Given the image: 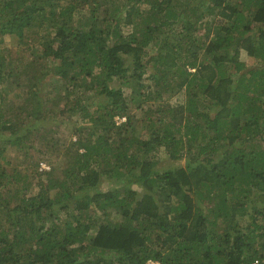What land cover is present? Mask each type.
<instances>
[{"label": "trees", "instance_id": "16d2710c", "mask_svg": "<svg viewBox=\"0 0 264 264\" xmlns=\"http://www.w3.org/2000/svg\"><path fill=\"white\" fill-rule=\"evenodd\" d=\"M148 260L264 264V0H0V264Z\"/></svg>", "mask_w": 264, "mask_h": 264}, {"label": "rangeland", "instance_id": "374dc122", "mask_svg": "<svg viewBox=\"0 0 264 264\" xmlns=\"http://www.w3.org/2000/svg\"><path fill=\"white\" fill-rule=\"evenodd\" d=\"M37 37H38V35L35 32V30H26L24 32V43L31 44V42L34 41ZM16 39L17 38L14 35L6 37V42L9 44V46H8L9 50H7V52H9L11 54L10 58H12V59L20 58L21 59L19 64H20L21 69H22V68H24L22 66L28 63V59L27 58H28V55H29V51H28V49H25L26 51H24V52L19 51V45L16 46V43H17ZM236 58L238 60L246 61L248 66H250L252 64V62H253V60L251 58H249L248 56H246V53L244 51H242V50H238ZM48 70H49L50 73L47 74V77L44 79L43 84L47 83L45 85L46 90L52 92L51 101H53L55 103V105H57L59 107H62L63 104L65 103V98H66V95L64 94V89H63L62 85L52 84V83L48 82V78H50V75L53 72L51 66L48 67ZM31 73L32 72L30 70L27 73L23 74L21 76L22 77V81L25 79L26 76L28 77L29 75H31ZM36 74H39V69H37ZM23 84H25V81L23 82ZM9 116H11V115H8L7 117H9ZM23 116H24V114L20 115L21 118ZM57 120H65V119L64 118L63 119H56L55 121H52V126H51L52 127L51 128L52 131L51 132H56L60 136V138L65 139L68 136V131H67L66 127H64V122H60V121L58 122L59 126H58V129H57V126L55 125ZM26 121H27V124H31L30 122H33L32 119H29V120H26ZM42 123L45 124V122H42ZM54 135L56 136L55 133H54ZM67 143H69L68 139H66V144ZM38 146L42 148L41 145H38ZM61 154H62V150H61ZM32 156L27 157L26 159H23L22 157H19V156H16L15 158L18 157V163L22 164L24 167H31L32 170H30L29 172H31V171L34 172V170H37V169L39 170L40 169V164L39 163H38V168L34 169L35 168V166H34L35 162L38 161V160H39L40 163H42L44 166H46V168H48V166H47V164H46V162L44 160H41L40 157H39L40 159H32ZM158 156H159V159H160V163L158 165L159 168H162V167L163 168H167V167H175V166H178V165H185L186 159H187L186 157H184V158H181L180 160H176V161L175 160H171L164 153L163 149H160V151L158 153ZM3 157H5L6 161L8 162V164L5 165L6 168H10L12 166V163L10 162L12 158L9 157V159H8V154L2 155L1 162H2V158ZM15 158H14V160H15ZM110 185H112L111 182H106L105 180H102V182L100 184V188L101 189H106Z\"/></svg>", "mask_w": 264, "mask_h": 264}, {"label": "built area", "instance_id": "2783aa9c", "mask_svg": "<svg viewBox=\"0 0 264 264\" xmlns=\"http://www.w3.org/2000/svg\"><path fill=\"white\" fill-rule=\"evenodd\" d=\"M46 168V166H44L42 163H40V168ZM147 264H159V262L157 261H153V260H148ZM250 264H257V260L252 261Z\"/></svg>", "mask_w": 264, "mask_h": 264}]
</instances>
